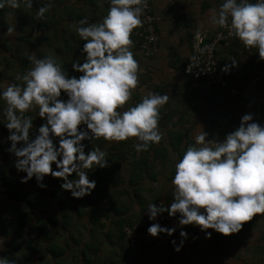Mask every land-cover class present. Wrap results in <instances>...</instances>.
<instances>
[{
	"label": "clouds",
	"instance_id": "9594fccd",
	"mask_svg": "<svg viewBox=\"0 0 264 264\" xmlns=\"http://www.w3.org/2000/svg\"><path fill=\"white\" fill-rule=\"evenodd\" d=\"M21 2L32 7V0H0V8L8 5L15 9ZM108 4L100 22L89 23L86 17L77 22L75 31L84 41L80 48L84 59L77 56L71 68L79 76L69 75L51 56L29 55L31 67L17 77L23 84H9L0 90L5 104L3 125L8 130L5 139L10 142L6 151L15 157L17 171L26 173L20 178L22 183L35 177L37 186L46 188L43 180L50 174L62 180L61 189L73 198H82L96 185L84 170L104 168L108 163L105 151L92 146L85 152L82 141L103 138L118 142L135 137L138 142L133 148L140 152L161 140L159 109L167 103V94L149 92L124 107L138 84L139 65L131 51L130 36L141 24L147 0H108ZM50 8L47 3L39 6L36 18H43ZM210 20L228 27L230 36L246 48H255L258 59L264 60V0H222ZM14 30V26L7 27L4 34L11 35ZM236 66L237 60L232 58L221 71L227 73ZM62 92L66 99L61 98ZM34 105L43 122L30 132L33 120L23 114ZM207 136L202 129L175 161L172 201L147 205L150 221L165 212L177 217L174 227L151 223L147 233L153 238L161 233L171 236L176 227L184 225L198 226L205 238L211 236L206 231L209 228L229 235L238 232L242 222L264 213V124L245 113L221 140ZM53 138H57L55 143ZM179 235V244L170 241L175 251L188 234L181 227ZM0 264L16 262L0 257Z\"/></svg>",
	"mask_w": 264,
	"mask_h": 264
},
{
	"label": "crops",
	"instance_id": "0c3cea01",
	"mask_svg": "<svg viewBox=\"0 0 264 264\" xmlns=\"http://www.w3.org/2000/svg\"><path fill=\"white\" fill-rule=\"evenodd\" d=\"M152 1L154 10L159 16V50L149 59L142 57L145 61L150 62L148 73L152 76V81H146V84L149 86L152 83V93L168 95L167 103L159 109L160 115L170 118L165 126L158 123L161 135L168 129L178 130L185 135L188 130L195 133L200 128L206 130L208 133L206 139H208L209 136L214 137L215 134H225L233 130L238 126L240 117L245 113H251L254 121L264 124V60L258 59L255 48H246L235 37L219 47L218 55L222 61H228L232 58L237 60V66L232 67V72L229 73L230 84L236 86L239 91L236 98L228 97L227 93L223 91L220 93L218 91L193 89L183 76L181 68L175 67L182 62L184 63L190 55L189 33L196 29L195 24L200 26L198 28L208 32H213L218 27L210 20L212 14L210 9L215 0H186L184 6H187L188 1H190L188 4L200 6L202 11L195 15L187 10L189 13L182 16L183 22L180 24V28L174 30H169L172 25H168L165 14L160 16L161 10L159 11L157 3ZM221 2L222 0L216 1L217 10ZM21 6H25L23 2L20 3L19 8ZM3 8L11 9L8 5ZM2 22L9 27L14 26L15 30L11 35H7L4 34L7 28L0 29V57L3 59H0V90L9 84H23L21 79H17L21 76L17 70L20 68L19 64H12L10 58L14 51L19 49L18 46H22L20 43L16 44L15 40L23 32L17 30L16 17L10 13L6 14ZM168 33L172 36H167ZM139 71L140 74L146 72L141 71L140 68ZM33 107L38 111V106L34 105ZM4 108L5 104L0 100V167L5 164L2 154L6 148L5 138L7 136V129L3 125L6 122ZM173 116H175L174 120ZM188 120L191 121L190 125L187 124ZM53 169H55V164H53ZM4 172L8 174V179L12 180V185L14 183L20 186L22 198L28 197L29 193L27 192L35 189L33 182L29 180L24 183L21 182L20 178L26 174L20 175L14 170H4ZM49 176L51 175L45 176L46 182H48ZM34 192L37 193L35 196L38 199L44 201L40 204L44 207L33 205L27 207L22 200L17 208H13L12 212L7 213L8 221L0 219V257L14 260L16 264H135L139 256L147 259L148 264H193L196 263L194 261L196 255L201 254L194 252L192 246L197 239L205 238L204 231H201L198 226H194V232L192 230L187 232V238L184 239L179 251L174 250L170 241L175 240L179 244L182 239L180 236L159 234L150 241L143 242L135 252L126 238L118 239L119 230L115 226V221L119 217L126 218L128 214L108 217V223L105 227L100 219L92 224L90 218L83 213L86 212L85 209L82 211V215L77 216V218L74 217L75 219L65 229L61 228L59 223L51 224L53 216L59 213L57 200L51 196L50 192ZM3 209L1 208L2 211H5ZM101 211L108 213L109 210L104 208ZM19 213H24V221L18 224L19 228L14 232L7 230L8 233L4 234L2 232L3 227L8 229L9 222L17 220ZM105 221L107 220L105 219ZM80 225L83 226L79 227ZM255 226L264 227V213L255 215L250 221L242 222V227L238 232L227 235V237L232 235L233 247L240 243H243L244 246L250 244L248 239H250V232ZM82 228L83 234H87L84 238L80 237L83 236L80 230ZM211 230L218 233L213 229ZM239 238H245V240L238 241ZM13 241L18 243L16 250L12 248ZM262 245L264 247V244ZM187 250L189 253L186 252ZM259 251L260 253L257 255ZM259 251L251 250L249 254L252 257L257 256L259 263H264V250ZM232 256L235 257H229L227 262L240 264L239 256ZM216 257H218L217 255L215 259H218ZM250 262H254V260H250ZM241 264L244 263L241 262Z\"/></svg>",
	"mask_w": 264,
	"mask_h": 264
},
{
	"label": "trees",
	"instance_id": "16d2710c",
	"mask_svg": "<svg viewBox=\"0 0 264 264\" xmlns=\"http://www.w3.org/2000/svg\"><path fill=\"white\" fill-rule=\"evenodd\" d=\"M97 1H99L100 4H97ZM46 3L51 5L50 10L44 14L43 18H36V11L38 7L43 6ZM108 7V0H32L31 8L26 6H21L20 8L17 7L15 9L0 8V29L9 27L6 25V23H4L5 21L2 22V19H4L6 14L10 13L13 17H16L17 22L15 25L17 26V30L24 33L19 34L15 40L16 44L20 43L22 46H18L19 49H16L13 55L10 56L12 64H19V67L23 66L27 71L31 66H29L30 61L27 59V57L30 55L28 54V49L29 46H35L37 48L35 51L37 58L51 56L58 63H60L62 70H67L69 75L79 76L80 73L74 72L71 68V63L73 59L77 58V56H79L78 59L80 60L84 59L83 54L80 53V48L82 47L84 41L80 40V37L75 31L76 27L79 26L77 22L85 17L89 23L100 22L102 17L107 13ZM190 35L191 32L189 33V37ZM130 38L133 42L131 45V48L133 49L132 53L136 59L137 53L133 51L139 52V43L134 38ZM41 47H49L51 48L52 52L45 53V55H40L39 50ZM0 59L3 60L1 57ZM183 64L184 63L182 62L179 66L176 65L175 67L181 68ZM22 75L20 77H22ZM143 77L144 76L138 77L137 88H140L144 83H147L142 81ZM228 85L236 87L230 84L229 80ZM208 90L218 91L220 93L223 91L218 88H212ZM131 95L132 98H130V100L124 105L125 108L129 105H134L140 100L136 88L132 90ZM61 98L66 99L63 92L61 94ZM36 114H38L37 109L34 113H31L30 110H28L23 114L24 116L30 117L33 120L34 129L43 122L41 117L37 116L36 118ZM169 119V117L166 118L160 115L158 123H160L159 125L161 126H165L167 125ZM166 135L167 144H165L163 135H161V140L159 143L152 144L149 146L147 151L140 152L135 151L133 148V145L138 142L137 140H134L132 143L133 137L118 142L105 141L103 138L92 140L91 143L89 141H82V143L86 145L85 152H87L92 146L99 147L101 150L106 152V158L108 160L107 166L104 168H95L94 166L92 169L84 170L88 172V178L90 180L96 181V185L90 194L85 195L82 198H73L69 191L60 188L62 180L52 176V181L49 180L46 188L38 187L35 177L29 179V181L33 182L35 189L33 191L27 192L30 194H28V197L22 198V190L20 186L14 183L12 185V180L8 179V174L5 173L4 170H14L20 175L26 173L22 171L18 172L13 165V161H10L6 158L5 148V151L2 154L5 164L3 167H0V182L2 185V189L0 190V219L3 216H6L7 213L9 214V212H12L13 208H17L20 201L22 200L25 202L27 207L32 205L44 207L40 205L44 203V201L40 198L38 199L37 196H35L37 193L34 191H38L39 193L50 192L51 196L57 200L59 213L56 216H53L51 224L59 223L61 228L65 229L69 227V223L75 219L74 217L77 218V216L82 215V211L85 210L86 204L93 205L98 201L99 198L106 200L105 207L109 210L108 213L110 212L112 214L109 215L104 211L97 213L95 208L92 209L90 207V209H86V212L83 213L90 218L92 224H95L101 218L102 214L105 217H115L126 213L132 205L130 202H127V205L123 200H120V197L123 195V193H125L124 188L127 186L132 188V193L136 197V193L145 187L148 188L150 192L153 189L161 188V194L165 196L163 202L165 205H167L173 199V194H170V191L174 190V186L171 184V179L174 174L175 161L182 156L183 151L188 145L192 144L194 140L191 138H185L186 141H183L184 134H182V132L180 133L178 130H169L166 132ZM223 136L224 134H215L214 139L221 140ZM56 139L57 138H53L54 143L56 142ZM124 148L126 149L124 150ZM170 152L175 154V159H171ZM126 161L129 162L126 163L128 174L125 176L121 172V165ZM169 161L173 164L167 166ZM158 162L159 165H156ZM166 172L168 175H165ZM72 175L74 176L75 174L73 173ZM162 176L165 177L163 183L164 187L168 188L166 192L164 191L165 189H163L164 187H160L162 186V183L159 184V179H163L160 178ZM147 181L156 182V186H154L155 188L151 186L147 187ZM168 183H170L169 186ZM161 194L159 193L160 196ZM136 199L137 204L140 207L138 216L150 202L156 203L157 201L156 198L154 201L148 200L144 202L140 196H138ZM1 208H4L3 210L5 211H2ZM138 216H135L132 210L126 218L119 217L116 221L113 219L116 222V228L119 230V240L126 238L123 231L124 226L132 225V221L138 222ZM132 217H134V219H132ZM23 221L24 213H19L17 215V220L9 222L7 225L9 226L8 229H4L3 227L2 232L4 234H7L8 231L14 232L19 228L18 224H21ZM190 227H192V225H189V227L186 229V232L191 230ZM71 233L73 232L71 231ZM175 236L180 235H174V237ZM12 244V248L16 250L18 244L17 241H13ZM262 250H264V247ZM140 259L148 264L147 259L140 258L139 256L138 260Z\"/></svg>",
	"mask_w": 264,
	"mask_h": 264
},
{
	"label": "rangeland",
	"instance_id": "374dc122",
	"mask_svg": "<svg viewBox=\"0 0 264 264\" xmlns=\"http://www.w3.org/2000/svg\"><path fill=\"white\" fill-rule=\"evenodd\" d=\"M154 1L157 3V8L159 9V11L161 10V12H159L160 16H162V14H165L166 17H167L168 25H172L169 30H174L175 28H180V24L183 22L182 21V19H183L182 16L184 14L187 15V13H189L187 10H190V12H193L195 15L199 14V12L202 11V7H200V6L197 7L195 5L188 4L190 1H188L187 6H184V5H186V4H184L186 2V0H154ZM216 1L217 0H215L214 5L210 9V10H212L211 12H213L214 10H217ZM219 1H221V0H219ZM97 4H100L99 1H97ZM152 4H153V1H152ZM195 27L198 28L200 26H196V24H195ZM34 34H37V33H34ZM167 36H172V35L170 33H168ZM36 50H37V48L35 46H29L28 54H30V55H32V56L37 58V55H35V51ZM132 50L133 49L131 48V51ZM48 52L49 53L52 52L51 48H49V47H41L40 50H39L40 55H42V54L45 55V53H48ZM133 52L137 53L136 60L138 61V65H139L140 70L141 71H146L145 73H141V76H140V73H139L140 71H138V73H137L138 77L144 76L143 79H142V81H144V82L152 81V76L148 73L149 70H150V68L148 67V66H150V62H147V61L144 60L140 50H139V52H137V51H133ZM147 59H149V58H147ZM140 64H141V66H140ZM30 65H31V62H29V66ZM7 66H8V64H7ZM17 70L21 73V75L26 72V69L23 66L21 68L17 69ZM11 75H12V73H11ZM155 82H157V81H155ZM152 89H153L152 83L149 86L144 83L140 88H137V86H136V90H137V93H138L139 97H142V96L146 95L147 93L152 92ZM131 98H132V95H131ZM30 112L31 113L36 112L35 107H32L30 109ZM177 114H178V112H177ZM205 115H204V118H205ZM174 118H175V116H173V120H174ZM187 124L190 125L191 121L188 120ZM175 126H176V124H175ZM167 131H169V129ZM167 131H164L163 134H162L163 138H164V141H165V144H167V140H166L167 139V135H166ZM200 131H202V129H200V128H198V131H195V133H193L191 130H188V131L185 132L186 134L184 135V139L191 137V139L193 138V140H194V136L197 133H199ZM204 131L206 132V130H204ZM208 139H214V137L213 136H209ZM134 140H136L135 137L132 138V143L134 142ZM214 140H216V139H214ZM125 149L126 148H124V150ZM170 154H171V159H175V154H173L172 152H170ZM127 162H129V161H126V162H124L121 165V172L125 176L128 174V168L126 167V165H127L126 163ZM172 164L173 163L169 161L167 166L172 165ZM156 165H159V162L156 163ZM167 172L165 173V175H168ZM160 178H163V179H159V184L162 183V186H160V187L163 188L164 187L163 183H164V178L165 177L162 176ZM47 179H48V182H49V180L52 181L51 176H49ZM48 182H46V177H44L43 183L48 185ZM169 185H170V183H168V186ZM146 186L147 187L151 186V187L155 188L154 186H156V182L147 181ZM124 189H125V193H123V195H121L120 200H123L124 203H126V204H127V202H130V204L132 205L130 207V209H128L127 212H126V214H128V215L133 210L134 215L138 216V212L140 210L139 209L140 207H139V205L137 204V201H136L137 200L136 198L138 196H140L144 202L148 201V200L154 201V200H156V198H157V202L158 201L162 202L164 197H165L163 194H161V188L153 189L150 192V190L145 187L144 189H142V190H140V191H138L136 193L137 197L132 193L133 190H132L131 187L127 186ZM163 189H165L164 191L166 192L168 188L164 187ZM159 193L161 194V196L159 195ZM170 194H173V190L170 191ZM156 196H158V197H156ZM105 202H106V200H103V198H99L98 201L95 202L93 205L86 204L85 205V209H90V207H91L92 209L95 208L97 213H101L102 212L101 210L106 208L105 207ZM108 214L111 215L112 213L109 212ZM2 219H5L6 221H8L9 216H7V215L3 216ZM105 219L107 221H105ZM132 219H134V217H132ZM259 219H261V218H259ZM102 220H104V221H102ZM6 221H5V223H6ZM100 221H101L102 224H105L104 226L106 227V225L108 223V217H104V215L102 214V216L100 218ZM134 222L135 221H132L131 223H134ZM255 225H259V224H255ZM82 226L83 225H80L79 227H82ZM254 228H253V231L250 232V239H248L250 244L244 246L243 243H240L238 246L234 245V247H233V237H232V235H231V237H227V235H221L220 233H214L211 230V228L207 229L206 231L211 233L210 238H204V239L200 238V239H197L192 244V246L194 248V252L201 253V254H197L196 255V258H194V261H196V263H200V264H230V263L227 262V259H229V257H231V258L235 257V256L233 257L232 255H237V256H239V259H241L240 264H241V262L244 263V264H264V263H259L257 261L258 260L257 256L252 257L249 254V252H251V250L256 251V252L259 251V250H262L263 249V245L262 244H264V227H260L259 226V228H258V226H255ZM80 230H81V235H83V236H80V237L84 238L87 234H83V228L80 229ZM191 230H192V232H194L195 231V227L192 226ZM203 234H204V232H203ZM127 238H128V236L126 237V239ZM244 240H245V238H239L238 241H244ZM230 247H231V249H230ZM132 249H134V248H132ZM187 249H189V248H187ZM134 250L136 252L138 249H134ZM186 252L189 253V250H187ZM259 253H260V251L257 253V255H259ZM216 255L218 256V257H216L218 259H215ZM250 260H254V262H250ZM196 263H193V264H196ZM235 264H239V263H235Z\"/></svg>",
	"mask_w": 264,
	"mask_h": 264
},
{
	"label": "built area",
	"instance_id": "2783aa9c",
	"mask_svg": "<svg viewBox=\"0 0 264 264\" xmlns=\"http://www.w3.org/2000/svg\"><path fill=\"white\" fill-rule=\"evenodd\" d=\"M130 37L139 43V50L145 58H150L158 52L160 42L159 16L156 14L151 0H147L146 6L143 7L141 24L133 29ZM233 38L234 36L229 35L228 27L222 28L218 26L213 32H208L202 28H196L192 31L189 37L190 55L181 67L183 76L191 84L192 88L197 90L218 88L226 91L230 98L237 97L239 94L238 89L228 85L229 73L232 72V68L227 73L222 72L221 67L226 61H222L218 55L221 44ZM31 131H34V124ZM9 144L10 142L7 141L6 149L9 147ZM5 154L8 160L14 161L15 157L11 153L6 151ZM1 189L2 185L0 182ZM160 203L164 205L161 201H156L155 204ZM146 209L147 207L140 213L138 226L124 227L126 237L128 236V243L134 249H138L144 241L153 238V236L147 233V228L151 223L158 222L161 226L165 227H174L177 224V217H169L167 212L159 214L155 221H150ZM181 227L186 231L189 225L176 227L172 235H179ZM161 234L167 235L165 233ZM135 264L147 263L140 259Z\"/></svg>",
	"mask_w": 264,
	"mask_h": 264
}]
</instances>
